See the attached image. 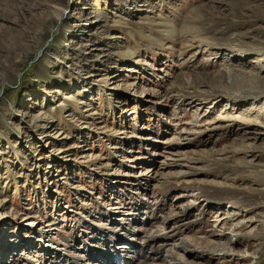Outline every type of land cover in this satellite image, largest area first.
<instances>
[{
    "label": "rangeland",
    "instance_id": "374dc122",
    "mask_svg": "<svg viewBox=\"0 0 264 264\" xmlns=\"http://www.w3.org/2000/svg\"><path fill=\"white\" fill-rule=\"evenodd\" d=\"M40 248L264 264V0H0V264Z\"/></svg>",
    "mask_w": 264,
    "mask_h": 264
},
{
    "label": "bare ground",
    "instance_id": "6f19581e",
    "mask_svg": "<svg viewBox=\"0 0 264 264\" xmlns=\"http://www.w3.org/2000/svg\"><path fill=\"white\" fill-rule=\"evenodd\" d=\"M62 15H64V11H62L61 13H59L57 16V21L58 20H60L61 18H62ZM211 56L210 57H205L204 58V62H202V63H208L210 60H211ZM228 68L229 67H224V68H222V69H224L225 71H227V72H225L224 74H223V77H226V78H228V79H230L231 80V86L230 87H235V88H237V84L236 83H234L233 82V78L232 77H235V76H233V74H232V72H230V71H228ZM249 77H250V75H249ZM253 79H249V81H252ZM244 81V80H243ZM239 83V82H238ZM242 84V83H241ZM240 85V84H239ZM247 85V84H246ZM239 87V86H238ZM148 172H149V170H148ZM154 185V184H153ZM154 186H159V182H158V184L157 185H154ZM206 190H203V191H201V193H203V195L205 196V198H207V193L205 192ZM106 192V191H105ZM162 192H165V191H162ZM217 193L215 194L216 195V197H222L221 196V192L220 191H216ZM112 193H114V194H116V192H112ZM107 194V193H106ZM221 199V198H220ZM204 200V199H203ZM203 200H200L201 202H198L199 200H196L195 202H191V206H195V205H197V202L198 203H202L203 202ZM99 212V211H98ZM126 215H128V214H126ZM44 221H40V223L41 224H44L43 223ZM190 222L191 221H188V222H184L183 223V225H182V227H190L191 225H190ZM197 223V222H196ZM46 224V223H45ZM44 224V225H45ZM186 225V226H185ZM48 227H50V226H47V228ZM49 229V228H48ZM175 229V231H178L177 230V228H174ZM55 230H57V229H55ZM56 232H58V231H56ZM21 233H23V230L21 231ZM49 235V234H48ZM16 237H17V235H15ZM160 237H161V235L159 234V232L156 230L154 233H152L151 234V236L150 237H148V239H147V242H146V245H148L150 248L149 249H151L154 245H155V243L160 239ZM15 238V237H14ZM29 238H31V237H29ZM18 238H15L13 241H14V243L13 244H15V245H19V244H21V243H18L17 241H15V240H17ZM34 240H36V238H34L33 239V241L32 242H34ZM195 243V242H194ZM201 243H205V244H207V245H211L212 243H213V241L212 240H210V238L209 237H207V238H205L204 240H202V241H197V244L199 245V244H201ZM28 244H29V246H31V247H29V248H23V247H28V245L27 244H21L22 245V251H27L28 249V251H29V253L31 252V250H34V248L36 247V248H38L36 245H35V243H31V242H29L28 241ZM100 244V243H99ZM196 244V243H195ZM33 245V246H32ZM157 245V244H156ZM124 246L125 245H123V246H120V247H122V248H124ZM143 246V245H142ZM119 247V248H120ZM153 248H155V246L153 247ZM40 250H45L46 252H41L42 253V255H41V257L39 258V255L37 256L36 255V257H35V259H39V260H43L45 263L47 262V261H49V262H51V260H53V262H52V264H55L56 263V259H54V257H53V250H51V248L50 249H43V248H40ZM40 250H38V251H40ZM141 250V249H140ZM155 250V249H154ZM142 251V250H141ZM140 251V252H141ZM145 251V250H144ZM33 252V251H32ZM59 252V251H58ZM108 250H107V252L105 253V254H108ZM134 252V251H133ZM10 255V254H9ZM124 255V254H123ZM136 255H143V257H146L144 254H143V252H141V253H138L137 254V252H136ZM8 256V255H7ZM129 257V256H128ZM127 256H126V258H124L123 257V259H116V260H111V259H106V258H103L102 259V263H104V264H115V262H116V264H126V263H128V264H130V262H134L132 259H130L129 261L130 262H126V260H128L129 258H128ZM139 257V256H138ZM137 257V258H138ZM164 257V256H163ZM172 257H173V254H170V256H168V258L167 259H172ZM15 258H20V259H25V258H27V257H23V258H21L20 256H19V253H17L16 255H15ZM135 258V257H134ZM97 259H98V257H95L94 259H88V261H86V262H88L87 264H90V263H92L93 262V264H96V262H97ZM141 259V258H140ZM26 261L28 260V259H25ZM42 260H41V263H42ZM135 260V259H134ZM108 261V262H107ZM38 263H39V261H37ZM139 264H144L143 262L142 263H139Z\"/></svg>",
    "mask_w": 264,
    "mask_h": 264
},
{
    "label": "water",
    "instance_id": "95a60500",
    "mask_svg": "<svg viewBox=\"0 0 264 264\" xmlns=\"http://www.w3.org/2000/svg\"><path fill=\"white\" fill-rule=\"evenodd\" d=\"M67 11H68V10H66V11L64 12V14H65ZM59 23H60V22H59ZM59 23H58V24H59ZM51 30H52V31H51V33H52V32L55 31L56 29L53 28V29H51ZM43 49H44V48H43ZM43 49H42V50H43ZM42 50H41L40 52H42ZM40 52H39V53H40Z\"/></svg>",
    "mask_w": 264,
    "mask_h": 264
}]
</instances>
